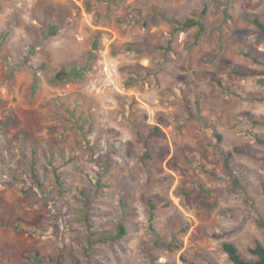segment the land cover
<instances>
[{
    "label": "rangeland",
    "instance_id": "rangeland-1",
    "mask_svg": "<svg viewBox=\"0 0 264 264\" xmlns=\"http://www.w3.org/2000/svg\"><path fill=\"white\" fill-rule=\"evenodd\" d=\"M219 2L0 0V264H51L61 252L86 260L76 247L80 190L92 222L127 230L96 245L103 264H148V200L156 228L180 245L156 250L158 264L200 263L197 251L231 264L221 242L247 259L255 242L264 245V36L252 23H264V0ZM205 6L202 34L174 22ZM155 126L163 137L150 136ZM218 134L248 192L226 173ZM47 144L60 159L62 193L49 176L51 195L25 196L30 146L41 156Z\"/></svg>",
    "mask_w": 264,
    "mask_h": 264
},
{
    "label": "trees",
    "instance_id": "trees-1",
    "mask_svg": "<svg viewBox=\"0 0 264 264\" xmlns=\"http://www.w3.org/2000/svg\"><path fill=\"white\" fill-rule=\"evenodd\" d=\"M216 6L220 5L219 0H212ZM171 17L174 15L173 13L170 14ZM196 18H188L184 22H180L179 20H175L174 22L180 27L181 30L185 31L191 29L193 27H198L200 34H202L205 30V18L207 15V7L205 6L199 13L196 14ZM227 17V16H226ZM253 25L262 33L264 36V23L261 22L259 19L252 20ZM51 31L53 34L58 32V27L53 25L51 27ZM130 51L141 52L139 49L133 50L132 47L129 48ZM247 57L252 58L251 53H247ZM237 73V72H236ZM239 74V73H238ZM242 76H251V73H240ZM56 79H58L56 77ZM125 103L129 106H132L133 102L130 101L129 98L124 99ZM77 109V108H76ZM260 124L264 125V121H261ZM150 136L161 138L163 137L162 132L160 131L159 127L155 126L153 130L150 132ZM219 144L216 145L217 153L223 158L224 167L226 173L230 176L234 177L235 185H239L245 192H248V182L246 180V171L244 167L241 166H232L231 164V157L232 154L230 152H226L222 148L223 143V136L217 135ZM24 140L21 137V140ZM20 140V141H21ZM18 141V142H20ZM258 143L264 147V137H259L257 139ZM34 150L33 157L29 159L28 171L26 172L25 176L23 177L22 182L26 184V182L30 181V185L23 186L21 188L22 193L27 196L29 194H35L36 191L40 193V195H44L48 197L51 195L52 191L48 189V185L46 182L52 177L53 184L55 186V192H58L61 195V187L64 185L62 180V176L60 174V165H58V161L60 159L56 158V153L53 150V147L50 144H47L43 148L39 149L41 152V156L38 153H35L37 150L36 147L30 146ZM61 159L66 162L73 161V158H65L64 152L61 150L58 151ZM234 152L239 155H244L248 157H254L253 154L249 149L245 147H235ZM149 158V154H148ZM40 159V160H39ZM71 159V160H70ZM42 166L43 171L41 172L39 166ZM97 189L102 188V182L100 179L97 180L96 183ZM199 186V184H196ZM201 187V186H199ZM80 200L83 201L82 207L78 211L79 221L82 223L84 227L83 232V240H77L76 247L84 253V257L86 260H81L78 256L74 253H66L61 252L56 259H54L51 264H63L66 261L70 262V264H103L96 260V256L99 252L96 250L97 244H112L121 239H123L127 235L126 227L119 223L117 226L116 231H103L101 226L96 223L92 222L91 216L94 214L93 212L90 213V199L88 193L85 190H80L79 194L76 195ZM148 205V218H149V227L150 231L153 235V240L149 244H145L144 246V257L147 260L148 264H158L157 258L155 257L156 250H168L174 251L180 247L178 244V238L175 233L171 234V237L168 238L164 236V234L158 230L155 226L156 220V211L158 209L157 204L152 201H147ZM221 250L224 254H226L228 260L231 264H264V245L260 242H255L253 247H250L248 252L252 256V259H247L242 255L238 247L231 241H223L221 242ZM194 258L199 260L200 263L194 261H188L183 259L184 262H190L191 264H220L216 262L211 256L206 253L197 251L194 253Z\"/></svg>",
    "mask_w": 264,
    "mask_h": 264
},
{
    "label": "built area",
    "instance_id": "built-area-1",
    "mask_svg": "<svg viewBox=\"0 0 264 264\" xmlns=\"http://www.w3.org/2000/svg\"><path fill=\"white\" fill-rule=\"evenodd\" d=\"M108 71V70H107Z\"/></svg>",
    "mask_w": 264,
    "mask_h": 264
}]
</instances>
